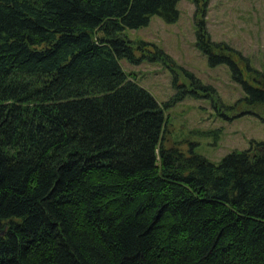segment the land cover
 Returning <instances> with one entry per match:
<instances>
[{"label": "trees", "instance_id": "16d2710c", "mask_svg": "<svg viewBox=\"0 0 264 264\" xmlns=\"http://www.w3.org/2000/svg\"><path fill=\"white\" fill-rule=\"evenodd\" d=\"M176 1L0 0V264H264V137L212 160L165 144L163 111L188 90L264 117V71L210 38L207 0L194 43L240 84L231 102L154 44L189 89L159 102L120 63L150 44L124 28Z\"/></svg>", "mask_w": 264, "mask_h": 264}, {"label": "rangeland", "instance_id": "374dc122", "mask_svg": "<svg viewBox=\"0 0 264 264\" xmlns=\"http://www.w3.org/2000/svg\"><path fill=\"white\" fill-rule=\"evenodd\" d=\"M176 6L178 16L173 21H164L152 13L147 23L124 28L132 39L141 38L150 44L143 49L147 54L138 61L121 57L122 67L159 102L173 94L175 83L189 89L186 73L177 68L172 72L159 56H149L148 52L156 45L169 55L172 63L190 69L201 83L211 84L219 100L231 102L242 94V88L230 76L225 62L210 65L206 54L195 45L193 1L177 0ZM204 20L211 39L229 43L246 55L250 64L264 71V0H207ZM201 93L187 90L163 106L165 144L183 149L192 146L216 160L231 148L245 147L250 139L264 137V117L253 112L224 116L217 112L212 98L204 91Z\"/></svg>", "mask_w": 264, "mask_h": 264}]
</instances>
